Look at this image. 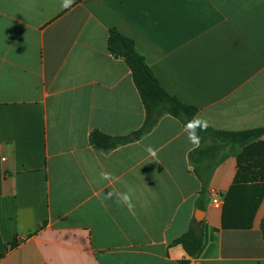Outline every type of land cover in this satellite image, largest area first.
<instances>
[{"label":"crops","instance_id":"crops-1","mask_svg":"<svg viewBox=\"0 0 264 264\" xmlns=\"http://www.w3.org/2000/svg\"><path fill=\"white\" fill-rule=\"evenodd\" d=\"M59 2L0 0V264H264V133L194 162L169 114L110 150L89 141L145 120L111 28L211 127H264V0ZM129 189L134 215L105 198ZM191 228L195 256L178 242Z\"/></svg>","mask_w":264,"mask_h":264},{"label":"trees","instance_id":"trees-1","mask_svg":"<svg viewBox=\"0 0 264 264\" xmlns=\"http://www.w3.org/2000/svg\"><path fill=\"white\" fill-rule=\"evenodd\" d=\"M108 48L117 57H123L131 69L134 83L144 104L145 120L138 130L127 135H111L95 129L89 135V141L92 146L98 149L110 150L120 144L136 140L152 130L158 120L166 114L180 119L184 124L188 119L197 115V107L184 103L161 85L144 57L136 51L132 38L123 35L116 28H111L108 37ZM263 133L264 127L229 131L215 129L210 126L206 132L200 133L202 137L201 145L189 154L190 160L194 162L200 155L217 151L227 143L247 144ZM208 140L212 141V147L207 146L206 142ZM200 179L203 182L201 194H204L206 178L201 175ZM261 228L264 236V219ZM178 242L184 245L191 256H195L202 249L203 237L199 231L191 228L178 239Z\"/></svg>","mask_w":264,"mask_h":264},{"label":"clouds","instance_id":"clouds-1","mask_svg":"<svg viewBox=\"0 0 264 264\" xmlns=\"http://www.w3.org/2000/svg\"><path fill=\"white\" fill-rule=\"evenodd\" d=\"M75 4V0H60L59 2V9L60 10H69L73 7ZM210 127L209 121L201 117L199 115L193 116L190 119L187 120V122L183 125L182 131L186 134L187 141L191 145L192 151H195L198 149L201 145L202 137L200 133L206 132L207 129ZM145 151L153 158L152 161H156L157 158V150L153 148L151 145L147 146ZM100 178L102 180H107L109 182H119L120 178L117 176H114L110 172H104L102 171L100 173ZM115 197L117 203H122L127 206L128 211L131 214L134 213V205L132 203V197H131V189H129L128 192H110L106 195V199H112Z\"/></svg>","mask_w":264,"mask_h":264},{"label":"built area","instance_id":"built-area-1","mask_svg":"<svg viewBox=\"0 0 264 264\" xmlns=\"http://www.w3.org/2000/svg\"><path fill=\"white\" fill-rule=\"evenodd\" d=\"M213 203L217 206H220L222 203V199L219 197L217 193H215V196L213 198Z\"/></svg>","mask_w":264,"mask_h":264}]
</instances>
